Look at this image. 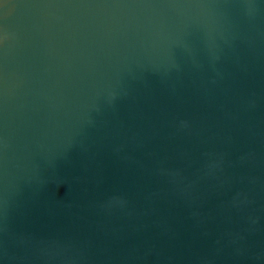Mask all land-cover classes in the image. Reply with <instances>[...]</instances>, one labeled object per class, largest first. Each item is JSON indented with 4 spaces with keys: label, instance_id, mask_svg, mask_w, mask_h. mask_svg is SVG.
Segmentation results:
<instances>
[{
    "label": "water",
    "instance_id": "95a60500",
    "mask_svg": "<svg viewBox=\"0 0 264 264\" xmlns=\"http://www.w3.org/2000/svg\"><path fill=\"white\" fill-rule=\"evenodd\" d=\"M0 264H264V0H0Z\"/></svg>",
    "mask_w": 264,
    "mask_h": 264
}]
</instances>
